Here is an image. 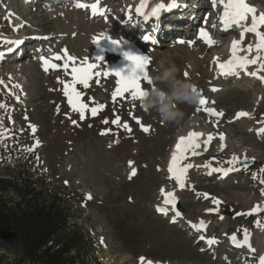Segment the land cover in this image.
I'll return each instance as SVG.
<instances>
[{"label":"rangeland","instance_id":"1","mask_svg":"<svg viewBox=\"0 0 264 264\" xmlns=\"http://www.w3.org/2000/svg\"><path fill=\"white\" fill-rule=\"evenodd\" d=\"M120 1L125 10L124 5L132 0H0V40L5 36L10 41L14 37L21 41L18 45L8 43L12 47L6 46L4 52L0 41V103L6 105L0 108V121L7 129L5 138L0 140V175L24 171L43 182L49 194L63 199L68 224L78 226L86 237L84 264H242L235 262V254L225 248L232 235L241 236L240 230H247L257 254L264 250V227L256 223L258 220L264 225V199L259 186L264 169V133L255 131L256 125L264 126V84L259 77L252 79L242 74L239 79H224L211 62L216 56L225 58L224 41L213 37L215 43L211 47L196 42L200 29L209 30L218 24L216 17L222 10L219 0L215 6L213 0H186L185 4L198 12L193 16L194 25L181 26L191 22L188 17L192 15H187V19L171 16L178 21L173 24L167 23L166 14L161 13L156 19L157 32L151 31L150 23H143L145 29L132 30L130 22L121 25L117 18L114 22L112 17L118 15L112 14H116L115 5ZM161 2L164 0H156L155 4ZM77 3L103 8L99 21L104 26H95L91 8H79ZM246 3L254 6L256 13H264V0ZM161 24L166 26L160 28ZM108 27L123 37L120 41L131 42L145 51L150 77L156 74L161 61L175 64L180 78L198 87L206 105H180L185 118L177 125L166 124L154 110L130 100L127 94L114 100L112 93L118 87V77L112 72L127 74L131 61L125 57L123 47L120 49V37L102 38L103 28ZM147 32L149 42L141 41V34ZM232 35L233 39L238 37L236 33ZM253 37L254 34H247L243 46L252 45ZM116 39L118 43L114 44ZM194 45L200 48L199 52L187 51ZM65 49L66 54L62 51ZM66 55L75 57L77 66L82 62L95 64L92 72L99 75L92 76L88 88L76 87L89 109L104 106L96 116L85 110L81 120L63 94V84L58 80H71L73 64L68 61L66 73L62 67ZM55 56L61 59H53ZM42 57L49 61L48 71L44 70ZM53 63L58 65L56 69L51 67ZM162 72L163 66L157 74ZM149 85L141 81L143 90ZM213 86L218 91H212ZM160 87L169 91L166 84ZM204 107L223 116H212ZM240 112L248 116L237 118ZM117 116L120 124H113ZM124 123L131 131L120 126ZM30 125L35 126V132ZM143 127L149 131H143ZM189 127L203 137L211 133L213 138L206 149L199 142L197 154L181 163V167H192L186 174L185 187L180 188L165 167L176 134ZM221 134L223 149L217 137ZM242 154L245 157L241 159ZM233 156L239 163H228ZM250 160L255 163L240 166L242 161ZM210 167L235 170L219 175ZM133 169L136 174L131 176ZM162 189L174 193L175 206L181 209L182 217L176 223H170L168 215L156 213ZM258 205L261 214L247 215L250 208ZM197 217L205 218L209 226L206 235L216 243L204 247L202 240L192 234L193 229L184 225L185 220L193 219L194 223ZM20 250L14 245L5 253L12 257Z\"/></svg>","mask_w":264,"mask_h":264},{"label":"snow or ice","instance_id":"2","mask_svg":"<svg viewBox=\"0 0 264 264\" xmlns=\"http://www.w3.org/2000/svg\"><path fill=\"white\" fill-rule=\"evenodd\" d=\"M217 3V0H213V5L215 6ZM219 3L223 6V12L220 16V21L223 25V30H227L232 25H235L237 28H242L241 31V41L244 38L245 32L247 33H254L256 37H258V42L255 45L256 49V55L252 58H249V55L239 56L237 55V51H245L246 53H250L252 51L253 46L251 44L248 45L247 49H239V44L241 41H233L232 42V55L230 59L225 63L219 64V69L221 70V74L225 76H239L241 71H243L245 74L250 75L252 77H257L258 72L264 71V56H261L260 53L262 50H264V31H260V27L264 26V13L257 15L256 10L254 7H250L246 0H219ZM147 4V0H141V4L139 7L136 8V14L141 15L145 21L149 20L150 18H155L159 20L161 11H170L175 7H178L179 4L177 0H169L167 4L161 2L156 4L154 7L151 8L150 12L145 13L143 9L145 8ZM79 8H91L92 13L95 14H102V10L98 9L97 4L87 5L83 3H77L76 5ZM249 15H251V21L250 23H244L248 20ZM103 35V34H102ZM200 38L204 40L205 43H207L210 47L215 43V41L209 36L208 32L206 30H201L199 33ZM106 38L105 36L103 37ZM145 39H150L149 36H145ZM6 43H14V44H20L21 41L15 40V41H5ZM99 40L95 41V43H98ZM114 44L118 43V41L113 40ZM65 54L67 53V50H62ZM127 59L131 61V68L130 71L127 74H124L122 71H116L112 72L116 77H118L116 83L118 87L115 89V91L112 93L113 99L115 100L118 96L123 97L125 94H127V97L132 101H139L142 100V98L146 95V92L142 89L141 81H145L149 84H152V80L148 74V65H149V57L148 56H140V55H131V54H125ZM43 60V63L45 65V71H48V65L49 61L45 58H41ZM53 59H61L60 56H55ZM102 58H98L100 60ZM68 61H72L73 64L70 68L71 73V80L70 81H59L63 84V94L67 97V102L73 112H77L80 115V119L83 120L85 118V110H89L92 116H96L99 110L103 109V105H99L97 107H92L89 109L88 104L82 102V93L77 90L76 85H82L83 88L89 87V80L92 78L93 75H99V73H93L92 69L95 68V64L92 63H84L82 62L79 66L75 64L76 58L66 55L65 56V63L63 64L64 71L67 73L69 72V64ZM259 61V66L257 70L255 71H248L249 65H257ZM51 67L53 69H56L58 65L51 64ZM104 75H108V73H104ZM260 79L264 80V76L259 77ZM3 81H0V84H2ZM15 87H19V85H16ZM213 91H218V89L213 88ZM17 99H19L17 97ZM207 101L204 98H201L199 105L204 106L206 105ZM6 105L3 103H0V108H5ZM208 114L215 116V117H222L223 113L217 112L213 108H204L203 109ZM248 116V113L246 112H240L237 114V118L239 117H245ZM75 123V121H73ZM104 123H108L107 120L104 121ZM113 124H120V118L117 116L116 119L112 121ZM137 123H139V120H137ZM123 128H125L128 131H131L127 123H124L122 125ZM31 129L33 132H35V126H31ZM143 131L147 132L149 129L147 127H143ZM7 132V129H3L2 121H0V140L5 138V134ZM264 133V128L259 129L258 134ZM102 135L105 133H101ZM202 133L199 132H190L187 137H181L176 145V149L172 154L171 161L168 167V172L171 174L170 178H174L177 184L180 188L185 187V179L186 174L189 168L192 167L191 164H187L183 167H180V161L182 159H185L184 152L188 149H192V154H197L195 152V148L199 147V143L197 141L202 136ZM212 136L209 135L207 137V140H211ZM221 143V148L223 149L224 144V136L221 134L219 136ZM207 141H205L206 143ZM36 144H39V141L36 142ZM28 151H32L31 148L28 149ZM233 162L239 163V160L237 157L233 156L232 160H230L228 163L232 164ZM130 165L132 162H129ZM235 169L228 168L225 170L214 168L212 169L213 172H220L223 171L226 175L227 172L233 171ZM261 171H264L262 169ZM135 169H133L131 176H134ZM211 172H209V175ZM131 178V177H130ZM261 183H264V180H261ZM163 193V189L161 190ZM264 194V193H262ZM207 198V194H205ZM91 198L90 196L88 197ZM175 195L172 192L166 193V198L164 199L165 205H175ZM216 204H219L220 202L218 200L213 201ZM260 210V206H255L247 215H251L254 212H257ZM158 212H161L165 215L168 214V209L163 207L157 208ZM175 216H179L180 213L176 211ZM223 219V217H221ZM173 222H175L173 220ZM196 230H201L206 228V224L204 221H200L198 224H192L191 225ZM257 226L264 227V225L259 224L257 222ZM243 234V239L241 241H237L236 235H232L230 237V240L233 242L234 246L236 247H248L250 252H254L255 250L251 248V245L249 243V236L250 234L247 232V230H240ZM201 240H204L205 237L201 236ZM209 244H214L216 241L209 240ZM259 264H264V257H259Z\"/></svg>","mask_w":264,"mask_h":264},{"label":"trees","instance_id":"3","mask_svg":"<svg viewBox=\"0 0 264 264\" xmlns=\"http://www.w3.org/2000/svg\"><path fill=\"white\" fill-rule=\"evenodd\" d=\"M62 201L24 171L0 175V229L13 230L21 247L11 264H84L86 237L68 225ZM2 257L0 264H8Z\"/></svg>","mask_w":264,"mask_h":264},{"label":"bare ground","instance_id":"4","mask_svg":"<svg viewBox=\"0 0 264 264\" xmlns=\"http://www.w3.org/2000/svg\"><path fill=\"white\" fill-rule=\"evenodd\" d=\"M132 2V1H131ZM130 2V3H131ZM156 2V0L154 1V3ZM158 2V1H157ZM177 2L178 3H180L179 4V6L178 7H175V8H173L172 9V11H162L161 13H163L164 15L166 14V20H167V23H170V22H172L173 24H177V22L178 21H174L173 20V17H171V16H174L175 17V15L177 14L178 16H180V18L181 19H187V15H192L191 17H188L189 18V21H191V22H189V23H186V24H184V25H181V26H183V27H185V26H187L188 24L190 25V26H193L194 25V20H195V18L194 17H196L197 16V14H198V12L195 10V9H193L192 7H190L189 5H187V4H185V2H184V0H177ZM129 3V4H130ZM122 5V2L120 1V2H117L116 3V5H115V7L116 8H119L120 6ZM148 7H149V9H151V6H152V2H150L149 4H146ZM130 6V5H129ZM222 6V5H221ZM127 8H129L128 7V5H127ZM100 10H102L103 11V8L101 9V8H99ZM121 10V9H120ZM123 11H122V13L123 14H121L122 16H123V21H122V23L123 22H130V24H132V27L134 28V27H137L139 24L141 25V24H143V18H141V21L140 20H138V19H136V16L132 13V14H126L125 12V10L124 9H122ZM222 10H223V6H222ZM173 14H172V13ZM175 12V13H174ZM168 13H171V15L170 14H168ZM257 15H259L258 13H256ZM170 15V16H169ZM138 16H141V15H138ZM194 16V17H193ZM93 17L94 18H92L91 20L93 21V24L95 25V26H99V27H103L104 26V24L103 23H101L100 21H99V13L98 14H95V15H93ZM218 17H219V15L216 17V21L218 22V24L217 25H215V26H213L211 29H209V30H206L205 28H202V29H200L199 30V33L201 32V30H206L207 32H208V34H209V36L213 39V37H217L218 38V40H220V41H224V45L226 46L225 47V50H226V53L227 54H225L226 56H224L225 57V59H227V60H229L230 59V57H231V55H232V42L235 40V41H241V31H242V28H237L235 25H232L230 28H228L227 30H223V25H222V23H221V21H220V19H218ZM115 18H117L116 16H114V19ZM209 18V17H208ZM16 19V21L19 23V20H18V18L16 17L15 18ZM14 19V20H15ZM132 19V20H131ZM177 19V18H176ZM91 21V22H92ZM162 21H163V19H162ZM250 21H251V16L249 15V17H248V20L247 21H245L244 23H250ZM209 22V21H208ZM166 23V24H167ZM166 24H163L164 26H162V24L160 25V28H164L165 26H166ZM196 24V23H195ZM159 21H157L156 19L154 20V25H153V27H154V29L153 30H155V31H157V29L159 28ZM260 31H264V26H261L260 27V29H259ZM103 35L104 36H106L107 38H110V40L111 39H115V37H120V38H118L119 40L118 41H120L121 40V38H123L117 31H115V29L113 30V28H107V29H104L103 28ZM233 33H236V34H238V37L236 38H232V34ZM223 34H226V35H223ZM247 34H250V33H247V32H245V34H244V38H243V40L241 41V43L239 44V49H247V47L248 46H243V42L245 41V38H246V36H247ZM254 34V33H253ZM103 38V37H102ZM19 40L20 38H18V37H14V40ZM104 39V38H103ZM13 40V41H14ZM0 41H2L3 42V45H6L7 43L5 42V41H10V40H7V38L4 36ZM116 41H117V39H116ZM142 41V40H141ZM144 41H145V39H144ZM108 42V41H107ZM121 43H119V44H122V46L120 47V49H122V47H123V49H124V51H125V53H127V54H131V55H141V56H145V51L143 50V49H141L140 48V46L138 47H136V46H133L132 45V43L130 42V43H127L125 40H124V42H122V41H120ZM196 42L197 43H201V42H204V40L203 39H201L200 38V35H198L197 36V39H196ZM257 42H258V37H256V35L254 34V37H253V44H252V46H253V48H252V51L250 52V53H246L245 51H240V50H238L237 51V55H239V56H244V55H249V58H252L253 56H255L257 53H256V49H255V45L257 44ZM109 43V42H108ZM205 43V42H204ZM112 44V43H111ZM181 44V43H180ZM206 44V43H205ZM110 45V44H109ZM179 45V44H178ZM180 46V45H179ZM178 46V47H179ZM177 47V46H176ZM224 48V47H223ZM122 49V50H123ZM188 49V48H187ZM199 50H200V48H197V46L196 45H194V46H192V47H190L187 51H189L190 53H195V52H199ZM186 51V50H185ZM114 52V51H113ZM154 53V52H153ZM152 53V54H153ZM218 53H216V55H217ZM263 54H264V50H262L261 51V53H260V55L261 56H263ZM122 55V54H121ZM196 55V54H195ZM2 56H3V54H2ZM121 57V56H120ZM124 57V56H123ZM126 57V56H125ZM124 57V58H125ZM218 57H222V55L221 56H218ZM122 58V57H121ZM196 58V57H195ZM125 64V63H124ZM118 66V65H117ZM121 66V65H120ZM251 68H253V66L255 67V69H253V70H249L248 69V71H255V70H257V68H258V66H259V61H258V64L257 65H249ZM248 66V67H249ZM121 69V68H120ZM126 70V69H125ZM215 70L216 71H218V68H216L215 67ZM240 74H242L241 76H244V75H247V74H245L243 71H241V73ZM220 75H222V74H220ZM240 76V75H239ZM239 76H235V75H232V76H230L231 78H238ZM247 76H250V75H247ZM262 76H264V74H260V73H258V76L257 77H262ZM222 77L224 78V79H228V77L229 76H225V75H222ZM229 77V78H230ZM252 79H254V78H257V77H252V76H250ZM239 79V78H238ZM260 81H262V83L264 84V80H260ZM221 90H223V89H221ZM261 128H264V126H257L256 125V127H255V131H259V129H261ZM175 140H176V138H175ZM205 141H206V136H204V138H203V141H200V138H199V140L197 141V143H199V142H202L201 143V147H203L204 145H208L207 144V142L205 143ZM175 142V141H174ZM234 146V145H233ZM199 148V147H198ZM203 149V148H202ZM252 149V148H251ZM191 149H188L186 152H184V156L186 157V156H188V152L190 151ZM175 151V149L173 148L172 150H171V153H170V156L169 157H172V154H173V152ZM198 151V150H197ZM243 153V152H242ZM192 157V156H191ZM243 157H245V154H242V155H240V157L239 158H243ZM187 158H189V157H187ZM180 167H181V164H180ZM188 172V171H187ZM188 174V173H187ZM168 175L171 177V174H169L168 173ZM176 198V197H175ZM176 202L177 201H175V204H176ZM171 207L172 208H176V206L175 205H171ZM181 207V206H180ZM251 209V208H250ZM261 239L264 241V235L261 237ZM238 241H241V239H237Z\"/></svg>","mask_w":264,"mask_h":264},{"label":"clouds","instance_id":"5","mask_svg":"<svg viewBox=\"0 0 264 264\" xmlns=\"http://www.w3.org/2000/svg\"><path fill=\"white\" fill-rule=\"evenodd\" d=\"M161 66L163 72L160 73ZM152 84L144 91L146 95L139 100V103L146 109L154 110L160 119L171 124H180L185 113L180 108V105L191 107L198 106L201 100V95L198 87L191 81L180 78V71L175 64H165L160 62L156 74L151 77ZM161 84H166L169 91H164Z\"/></svg>","mask_w":264,"mask_h":264},{"label":"water","instance_id":"6","mask_svg":"<svg viewBox=\"0 0 264 264\" xmlns=\"http://www.w3.org/2000/svg\"><path fill=\"white\" fill-rule=\"evenodd\" d=\"M247 162V163H246ZM255 161H245L240 163V166L246 167L249 165L254 164ZM18 242V238L16 236V233L11 229L2 228L0 229V245L6 249L11 248Z\"/></svg>","mask_w":264,"mask_h":264}]
</instances>
